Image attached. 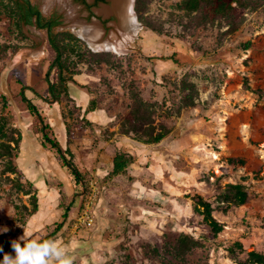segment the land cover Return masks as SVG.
Here are the masks:
<instances>
[{
    "label": "rangeland",
    "instance_id": "obj_1",
    "mask_svg": "<svg viewBox=\"0 0 264 264\" xmlns=\"http://www.w3.org/2000/svg\"><path fill=\"white\" fill-rule=\"evenodd\" d=\"M31 1L44 20L50 13L61 18L53 34L64 80L50 67L55 53L46 30L23 24L14 5L0 0V227L8 229L0 238L53 241L72 264H241L247 251L264 253V96L258 92L264 91V0H246L248 6L222 15L207 0H197L195 10L186 0H132L136 29L119 51L90 46L61 8ZM71 2L76 20L85 22V10ZM109 4L100 2L89 15L104 38L118 22L114 13H98ZM110 14L115 18L107 21ZM173 56L178 64L168 59ZM183 82L194 91L183 93ZM22 86L81 173L79 186L50 149L44 164L25 166L24 150L18 160L24 136L41 141ZM185 93L194 95L191 102ZM166 123L167 135L148 143L146 133L155 135ZM116 153H126L129 163L113 173ZM229 184L246 188L245 204L233 205ZM195 195L211 204L220 232L194 210ZM88 196L95 197V223L75 228ZM34 202L37 212L28 216ZM17 228L21 233L11 238Z\"/></svg>",
    "mask_w": 264,
    "mask_h": 264
},
{
    "label": "trees",
    "instance_id": "obj_2",
    "mask_svg": "<svg viewBox=\"0 0 264 264\" xmlns=\"http://www.w3.org/2000/svg\"><path fill=\"white\" fill-rule=\"evenodd\" d=\"M12 5H14L15 8V13L18 15V19L20 22H22L25 25H34L36 24V21H33L32 15H31V10H37V7H32L30 10L23 7L21 4H19L15 0H9ZM199 1V0H198ZM137 2V0H136ZM186 7L190 10H195L198 5H197V0H186ZM206 4L208 5L210 11L214 15H222V14H228L232 13L234 11L238 12V6H243L246 7L248 6V2L246 0H207L205 1ZM235 3L236 6L234 7L232 4ZM137 6V5H136ZM231 15V14H230ZM49 19V18H48ZM47 19V20H48ZM47 20L43 19L42 14L38 16V23L37 26L38 28L45 29L47 31V38H48V45L51 47V49L54 51L55 56L50 64L51 69L53 67H56L59 70V80L63 81L62 77V71H63V64H62V48L59 46V43L56 40L55 35L53 34V28H55L57 25H59V20L57 19H49L50 20V28L48 29V24ZM73 37V35H70ZM74 38V37H73ZM168 59H171L174 63L178 64L177 59L175 57H170ZM191 84H187L185 82L182 83V86L180 87L181 91L184 93V91H194V88L190 87ZM190 87V89H189ZM28 87H21L20 90V96L22 97L23 102L26 105V109L30 115L35 117V121L39 124L40 126V132H41V141L40 144L42 145L43 148L45 149H50L56 153L58 156V159L60 160L61 167L64 168L69 176H71V179L74 181V185L79 186V182L81 181V173L79 170L76 168V166L73 164V162L66 157V154L60 143L54 138L52 135H50L51 131V126L49 123H44L43 122V117L41 116V112L38 110L36 105L32 102L31 99H29L26 94L25 90ZM48 90L49 93L55 97L54 93V86L48 82ZM259 94L264 96V91L260 90L258 91ZM186 94V93H185ZM186 98H189L190 102L194 98L193 94H186ZM41 98V97H39ZM56 98V97H55ZM88 112H91L94 110L93 105H90L86 109ZM3 123H0V137L3 136L4 134V125ZM170 128L168 123L165 125H162L160 127V131L156 133L155 135L152 133L151 130H149L146 135L148 136L147 142L148 143H153V142H159L162 140L167 133L169 132ZM49 131V132H48ZM231 163H234L233 159H229ZM237 162L242 163V160L239 159ZM129 163L128 156L126 153H116L112 159L111 162V170L114 173L121 172ZM229 190H230V196L229 198L231 199V202L235 206H241L245 204L248 199L250 198V195L246 188L243 185L239 184H229L228 185ZM78 194V193H77ZM193 206L194 210L202 216L203 221L208 225L210 230L216 234L221 231L222 225L219 223L216 218L213 215V208L209 202L204 200L200 195H195L193 198ZM71 205H68L64 213L62 214V221L59 223L56 227L61 226L62 222L67 218V213ZM37 203H33V207L28 211L27 215L31 216L37 212ZM21 226H24L26 224V219L21 218L20 219ZM57 230V229H55ZM19 233H21V228H17L14 233L11 234V238H15ZM21 243V246H23V243ZM237 248H241L240 243H235ZM0 247L3 248L4 253H10L13 251L11 247V239L6 238L5 235H1L0 238ZM3 253H0V259H2ZM241 264H264V253L263 252H258L255 250H250L245 253V257Z\"/></svg>",
    "mask_w": 264,
    "mask_h": 264
},
{
    "label": "bare ground",
    "instance_id": "obj_3",
    "mask_svg": "<svg viewBox=\"0 0 264 264\" xmlns=\"http://www.w3.org/2000/svg\"><path fill=\"white\" fill-rule=\"evenodd\" d=\"M109 2V5H105L98 10V13L103 15L114 13L118 16V22L111 24L112 29L107 38H103L104 31L98 22L86 23L76 20L77 7L72 4L71 0H44L43 6L45 9L53 6L61 8L71 26L78 27V30H75L78 36L86 40L90 46L105 48L107 44H111L113 48L119 51L122 45L128 42L136 29L132 0H109Z\"/></svg>",
    "mask_w": 264,
    "mask_h": 264
},
{
    "label": "clouds",
    "instance_id": "obj_4",
    "mask_svg": "<svg viewBox=\"0 0 264 264\" xmlns=\"http://www.w3.org/2000/svg\"><path fill=\"white\" fill-rule=\"evenodd\" d=\"M0 228L5 229L0 233L8 231L6 227ZM26 240L27 238L22 235L18 240L11 241L14 255L4 253L3 248L0 247V253H3L0 264H72L66 250L55 242H39L37 240L25 242ZM20 241H23V246H21Z\"/></svg>",
    "mask_w": 264,
    "mask_h": 264
},
{
    "label": "crops",
    "instance_id": "obj_5",
    "mask_svg": "<svg viewBox=\"0 0 264 264\" xmlns=\"http://www.w3.org/2000/svg\"><path fill=\"white\" fill-rule=\"evenodd\" d=\"M81 98L83 99V97H81ZM19 148H20V154H19L18 160H19V158L23 157V156H21L23 150L28 154V157H25V161H24L25 166H28V165L30 166V164L33 162L35 163V165L36 164H44V162H47V160H48L47 154L49 151L46 150L45 148H43L40 143L31 141L27 136H24V138L21 140ZM34 182H35L36 186L40 189V191H43L42 194H45V193L49 194L48 188L50 186L48 188L46 187L44 179H42V180L38 179L37 181H34ZM69 182L70 181L67 180V177L65 176L64 183L67 185L68 191H69V189H72ZM51 194H53V193L51 192ZM68 194H69V192H68ZM38 214H41V213L38 212Z\"/></svg>",
    "mask_w": 264,
    "mask_h": 264
},
{
    "label": "flooded vegetation",
    "instance_id": "obj_6",
    "mask_svg": "<svg viewBox=\"0 0 264 264\" xmlns=\"http://www.w3.org/2000/svg\"><path fill=\"white\" fill-rule=\"evenodd\" d=\"M17 1L19 4H21L23 7L27 8V9H31L32 7H37V10H31V15H32V19L33 21H36V24H34L33 26H37V21H38V16L40 14H42V10L40 9V7L38 5H35V3H33L31 0H15ZM76 2L80 3V5L82 6V8L85 10L86 12V16L85 18H82L81 20H84L86 23H89V21H91V17H89V15L92 13V9L94 7H96L100 2H104L105 0H75ZM49 19H57L59 20V25L62 24V22L60 21L61 18L58 17L57 15H54L53 13H50ZM115 18L114 14H110L107 18V21L109 20H113ZM47 20V24H48V29L50 28V20ZM101 24L104 25L105 20L104 19H97ZM58 26V25H57ZM42 29V28H40ZM47 33V31H46ZM104 38V37H103Z\"/></svg>",
    "mask_w": 264,
    "mask_h": 264
},
{
    "label": "built area",
    "instance_id": "obj_7",
    "mask_svg": "<svg viewBox=\"0 0 264 264\" xmlns=\"http://www.w3.org/2000/svg\"><path fill=\"white\" fill-rule=\"evenodd\" d=\"M95 181H90V187L92 191H95ZM94 198L92 196H88L87 202L84 204L83 208L81 209L79 215L75 218L74 226L75 228L78 226H82L84 228H91L94 225L95 219V212L93 207Z\"/></svg>",
    "mask_w": 264,
    "mask_h": 264
}]
</instances>
